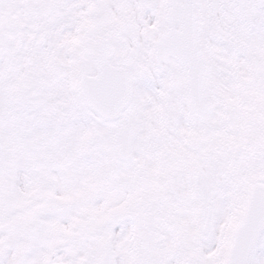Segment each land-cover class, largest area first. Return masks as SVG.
Returning a JSON list of instances; mask_svg holds the SVG:
<instances>
[{
	"label": "snow or ice",
	"instance_id": "1",
	"mask_svg": "<svg viewBox=\"0 0 264 264\" xmlns=\"http://www.w3.org/2000/svg\"><path fill=\"white\" fill-rule=\"evenodd\" d=\"M0 264H264V0H0Z\"/></svg>",
	"mask_w": 264,
	"mask_h": 264
}]
</instances>
